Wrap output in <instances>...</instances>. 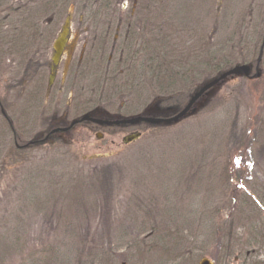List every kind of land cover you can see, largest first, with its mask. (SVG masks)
Instances as JSON below:
<instances>
[{
    "label": "rangeland",
    "instance_id": "obj_1",
    "mask_svg": "<svg viewBox=\"0 0 264 264\" xmlns=\"http://www.w3.org/2000/svg\"><path fill=\"white\" fill-rule=\"evenodd\" d=\"M51 1L46 8L62 27L71 15L76 44L105 39V63L99 58L92 70L84 63L81 91L68 99L73 110L171 119L226 72L249 71L220 80L175 122L136 124L142 137L128 145L127 128L103 139L84 124L64 136V145L48 144L29 160L5 151L0 264H76L99 253L107 264H217L226 243L232 254L218 264L264 263V207L247 195L251 184L242 186L247 174L264 183V0ZM95 12H114L116 20ZM129 33L137 43L124 61ZM204 210L208 220L189 221ZM166 228H177L189 244L162 240Z\"/></svg>",
    "mask_w": 264,
    "mask_h": 264
},
{
    "label": "flooded vegetation",
    "instance_id": "obj_2",
    "mask_svg": "<svg viewBox=\"0 0 264 264\" xmlns=\"http://www.w3.org/2000/svg\"><path fill=\"white\" fill-rule=\"evenodd\" d=\"M51 2V0H0V163L7 150L12 157L25 161L34 156L35 151H43L48 144H53L57 148L65 143L62 142L65 135L84 124L90 125L89 130L95 129L96 134L101 130L102 134L99 135L103 139L109 134L111 138L117 135L114 128H127L129 131L123 134L122 142L134 133L142 134L135 128L136 124L150 125L146 122L115 124L117 121H128L131 117L101 118L91 112L93 109L87 111L86 108L85 111V108L80 107L74 110L72 107L69 108L68 99L75 98L81 91L84 63L87 61L91 70L99 65V58L105 63L104 57L99 55L106 51V47L101 45L105 39L96 38L98 44L95 46L79 45L76 44V39L80 34L78 36L75 33L73 37L70 28L66 43L60 49L61 53L55 63L54 43L60 37L63 27L58 20L59 15L46 8L47 5L48 9L50 8ZM93 15L110 18L112 21L116 13L95 12ZM119 31L121 29L117 27L116 35ZM117 38V36L114 38L111 45L114 52L119 48L115 44ZM112 55L113 53L103 66L105 69L103 72L110 70ZM187 71L192 77L193 73ZM20 98L24 100L22 107L26 105V109L20 108ZM14 105L17 108L12 114L11 109ZM86 116L89 119L84 121ZM161 118L164 116L158 117ZM93 120L110 124L101 125ZM105 129L110 130L108 132ZM110 140L112 143L115 142Z\"/></svg>",
    "mask_w": 264,
    "mask_h": 264
},
{
    "label": "trees",
    "instance_id": "obj_3",
    "mask_svg": "<svg viewBox=\"0 0 264 264\" xmlns=\"http://www.w3.org/2000/svg\"><path fill=\"white\" fill-rule=\"evenodd\" d=\"M52 3V2H51ZM54 7H55V4L53 5ZM147 11H150V8H147ZM131 34V35H130ZM133 35H135V33L133 34ZM133 35H132V33H129V38L127 39V40H125L126 42H127V44L125 45V51H126V54H125V58L123 59L124 61H127V60H131L130 58H129V56H130V54H129V52H130V49H132L133 48V46H132V44H134V43H137L136 42V37L134 36L133 37ZM147 42H148V40H147ZM141 43H143V45L144 44H148V43H145V42H140V44ZM130 46V47H129ZM129 49V50H128ZM145 49H148V48H145ZM144 50V49H143ZM151 52H153V53H150V51H147V53H149V58H152V56H153V54H154V52L156 51V50H154V49H152V48H150L149 49ZM141 56H143V55H141ZM145 57H147L146 55H144ZM132 60H141V58L140 57H136V58H132ZM148 60V59H147ZM143 62V61H142ZM146 64H148L147 63V61H146ZM150 66V65H149ZM152 66V65H151ZM247 169H248V166H245ZM252 167H253V165H252ZM245 168V169H246ZM246 169V170H247ZM249 181H251V182H249ZM244 182H247L249 185L251 184V187L249 188V189H253V195H249V194H247L249 197H252L253 199V201H254V206L256 205H258V207L259 208H261V207H264V189L262 190V188L264 187V183L263 182H258V181H254L253 180V178L252 177H250V175L248 176V174H247V178L245 179V180H242V186H246L245 184H244ZM231 186V183L229 182V184H228V187H227V191H228V189H229V187ZM262 186V187H261ZM246 195V196H247ZM204 212H206L205 210L203 211V214L200 216V217H198V218H195L193 215H191L190 217H189V221H194L195 223H198V222H200V220L201 221H205L206 219L208 220L210 217H207V216H205L204 215ZM194 213H196V212H194ZM201 214V213H200ZM213 218V217H212ZM197 220H199V221H197ZM160 225H161V223H160ZM164 226H167V224H164ZM189 226H191V225H189ZM167 229V231H165V232H163V236H161L162 237V240L167 236V237H169V238H172V237H174V239L175 238H178V239H180L178 242H179V244H181V243H183V245L184 246H187L188 244H189V239H186L185 237H184V235H182V234H180L178 231H177V228H172V229H169V228H166ZM157 232H159V231H157ZM167 232V233H166ZM229 234H233V232H229ZM258 234V233H257ZM228 237L231 239V235H228ZM196 239H198V238H196ZM196 239H194V240H196ZM258 238H257V236H256V234H254L253 235V241H254V243L256 244V245H258L259 244V242H258V240H257ZM157 240V239H156ZM228 241H231V240H229L228 239ZM157 242H160V241H158L157 240ZM192 244V243H191ZM190 244V245H191ZM140 245H141V242H140ZM140 245H138L137 244V248H138V251H139V254H141V253H143V248L140 246ZM226 245H227V243H226ZM225 245V246H226ZM166 246L168 247V245L166 244ZM224 246V248L221 250V254H218V255H216V256H218L219 258L217 259V257L215 258V262L218 264L219 262H221V261H223L224 262V260L225 259H227L228 257H230L231 256V254H232V252L231 251H229L226 247ZM172 248H176V244L175 243H173V245H172ZM187 248V247H186ZM166 249V248H165ZM193 249H194V247H192L191 248V250L193 251ZM86 258V259H85ZM92 258L95 260V261H93L92 260ZM109 258L108 257H105V256H101V254L99 253V254H97V255H95V256H85V257H81L80 259H76V261H77V263H79V264H107V261L109 262V260H108ZM66 260V262L65 263H63V264H73V263H71V258H66L65 259ZM106 260V261H105ZM76 263V264H77ZM251 264H257V262H252ZM261 264H264L263 262H261Z\"/></svg>",
    "mask_w": 264,
    "mask_h": 264
},
{
    "label": "water",
    "instance_id": "obj_4",
    "mask_svg": "<svg viewBox=\"0 0 264 264\" xmlns=\"http://www.w3.org/2000/svg\"><path fill=\"white\" fill-rule=\"evenodd\" d=\"M70 27H71V16L69 15V17L66 19L65 24L62 28V33L60 35V37L58 38V40L54 43V49L56 52V55L54 57V62L57 63L58 61V54L60 53V49L62 48V46L66 43V37L68 36L69 32H70ZM249 71V68L247 66H237L235 68H233L232 70L226 72L224 75H222L219 79L213 81L212 83H209L207 86L203 87L202 89H200L189 101L188 105L186 106V108L181 111L178 115H176L175 117L166 120L165 122L167 123H172L175 122L179 119H181L182 117H184L193 107V105L196 104V102L199 101V99L201 98V96L211 87H213L215 84H217L220 80H223L225 78H227L228 76L231 75H247ZM89 117H85L83 120H88ZM94 122L98 123V124H110L109 122H104V121H97V120H93ZM139 122H146V123H150V124H160L163 121L160 119H155V118H148V117H137V118H132L128 121H122V122H115V124H120V123H129V124H136ZM141 137L140 133H134L132 135H130L129 137L124 139V144H129L135 140H138ZM200 264H212L210 261H208L207 259H203Z\"/></svg>",
    "mask_w": 264,
    "mask_h": 264
},
{
    "label": "bare ground",
    "instance_id": "obj_5",
    "mask_svg": "<svg viewBox=\"0 0 264 264\" xmlns=\"http://www.w3.org/2000/svg\"><path fill=\"white\" fill-rule=\"evenodd\" d=\"M60 53H61V52H60ZM60 53L58 54V58H59Z\"/></svg>",
    "mask_w": 264,
    "mask_h": 264
}]
</instances>
